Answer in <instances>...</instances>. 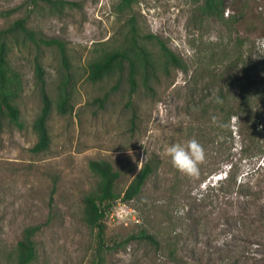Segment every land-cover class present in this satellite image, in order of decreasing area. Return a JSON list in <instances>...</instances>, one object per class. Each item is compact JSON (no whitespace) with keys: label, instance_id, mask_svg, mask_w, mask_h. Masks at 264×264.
<instances>
[{"label":"rangeland","instance_id":"374dc122","mask_svg":"<svg viewBox=\"0 0 264 264\" xmlns=\"http://www.w3.org/2000/svg\"><path fill=\"white\" fill-rule=\"evenodd\" d=\"M30 1L0 0V29L29 15L30 28L64 44L75 76L73 107L66 114L55 108L64 69L56 48L43 49L37 57L53 103L50 145L34 153L36 52L13 50L23 128L0 116V264H13L27 227L37 228L33 264H264V152L241 151L235 119H218L227 125L218 127L201 118L220 93L234 107L242 92L264 99V46L256 45L264 38V0H224L222 20L202 15L203 0H134L125 14L116 9L121 0H64L70 5L59 11L40 3L35 12ZM131 15L142 35L158 36L184 60L187 72H160L152 94L141 89L129 102L125 83L116 90L115 78L93 84L87 65L122 44ZM106 94L102 106L94 102ZM193 138L206 151L195 179L166 154ZM101 160L119 172L121 198L143 164H153L141 193L114 204L102 239L82 220L97 181L89 163ZM141 230L156 243H123Z\"/></svg>","mask_w":264,"mask_h":264},{"label":"trees","instance_id":"16d2710c","mask_svg":"<svg viewBox=\"0 0 264 264\" xmlns=\"http://www.w3.org/2000/svg\"><path fill=\"white\" fill-rule=\"evenodd\" d=\"M31 11L38 10L40 3L48 5L52 9L60 10L69 2L64 0H31ZM134 0H121L117 5V12L125 14L131 12ZM224 0H203L200 6L202 15L222 20L224 14ZM16 10H12V13ZM29 15L10 22L5 28L0 29V116L8 118L10 123L23 128L20 121L18 100L22 93V77L13 68L10 56L15 48L28 47L35 50V77L39 86L41 101L40 111L35 118L32 129L37 141L32 148L34 153H41L50 145L48 122L53 110V103L49 97L44 81V70L40 65L38 54L42 55L43 49L56 48L61 57L64 72L58 85V98L56 109L60 114H66L72 110L74 73L70 70L68 57L64 44L55 38L47 37L43 32L34 30L28 26ZM157 47V51L149 50ZM154 51V52H152ZM170 69L187 72V65L180 57L169 49L164 41L155 35H142L134 16L126 22V32L120 46L98 53L87 65V80L93 84L103 82L106 79H116L114 90L125 83L128 87L129 102L131 97L141 89L147 93L154 92L153 86L159 82V73L166 74ZM207 68H205L206 70ZM246 81L249 79L244 76ZM108 95L94 100L99 106L107 100ZM222 103L214 102L202 107V119H235V133L237 140H241V151L246 154L249 149L258 154L264 152V99L252 94L241 93V97L235 103V107L227 105L226 97L219 94ZM210 117V118H209ZM207 120V121H208ZM231 135V132L230 134ZM232 136V135H231ZM248 144V145H247ZM250 145V146H249ZM89 168L96 176V184L93 190L85 196L83 201L82 220L90 230H97L98 238L102 239L104 220L110 213L114 204L121 198L115 192V184L119 178V172L107 161H91ZM153 173V164L146 162L133 178L125 190L121 201L130 202L142 191L146 181ZM236 183V172L232 174ZM36 227H27L22 233L21 239L16 245L13 264H33L37 258V250L34 242ZM131 240L144 241L155 244L153 236L145 230L136 235H131L123 243Z\"/></svg>","mask_w":264,"mask_h":264},{"label":"clouds","instance_id":"9594fccd","mask_svg":"<svg viewBox=\"0 0 264 264\" xmlns=\"http://www.w3.org/2000/svg\"><path fill=\"white\" fill-rule=\"evenodd\" d=\"M257 47L264 46V38L256 41ZM264 56V55H260ZM260 56L254 58L258 59ZM217 103L222 101L217 98ZM212 122L218 127L227 125L218 123V118L213 116ZM166 154L170 157L172 166L181 174L189 178H197L200 174V166L206 161V151L204 146L196 139H190L186 144L174 143L166 149Z\"/></svg>","mask_w":264,"mask_h":264}]
</instances>
